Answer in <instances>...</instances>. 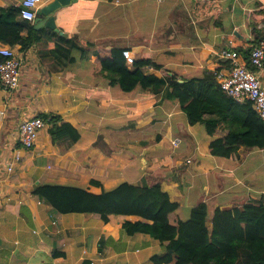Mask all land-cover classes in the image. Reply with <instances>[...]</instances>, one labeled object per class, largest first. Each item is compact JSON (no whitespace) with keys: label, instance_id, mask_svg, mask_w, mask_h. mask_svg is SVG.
<instances>
[{"label":"crops","instance_id":"crops-1","mask_svg":"<svg viewBox=\"0 0 264 264\" xmlns=\"http://www.w3.org/2000/svg\"><path fill=\"white\" fill-rule=\"evenodd\" d=\"M46 4L37 17L44 16ZM55 23L56 28L33 21L44 39L27 50L16 46L23 59L20 84L14 90L0 85V264H147L152 241L137 243L121 234L123 222L138 217L110 215L102 224L98 214L63 215L33 194L43 183L100 194L123 182H160L179 203L175 213L182 220L200 202L211 215L218 207L264 200V188L255 184L264 149L241 146L239 159L215 156L210 144L229 132L224 121L210 134L203 123L188 122L169 89L124 92L109 84L97 73L91 41L68 57L60 53L63 61L54 48L73 37L90 39L165 69L144 68L148 74L175 73L182 81L202 77L228 70L225 48L246 49L264 39V0H76L55 13ZM53 31L65 39L57 40ZM7 45L0 41V47ZM258 73L264 87V69ZM40 112L60 114L79 129L80 140L53 143L48 126L33 148H22L19 125ZM214 174L225 182L215 184Z\"/></svg>","mask_w":264,"mask_h":264},{"label":"trees","instance_id":"trees-1","mask_svg":"<svg viewBox=\"0 0 264 264\" xmlns=\"http://www.w3.org/2000/svg\"><path fill=\"white\" fill-rule=\"evenodd\" d=\"M20 12V6L6 8L0 5V41L27 50L44 36L32 21L22 19ZM53 32L54 36L58 35ZM58 36L57 40L65 39ZM68 41L67 44L55 43V56L61 61L60 53L68 57L73 48L92 46L90 41L77 37ZM260 41L253 42L249 48L237 49L248 68L254 71L257 68L251 63L250 54ZM123 51L97 47V73L104 75L109 84L118 85L124 92L141 87L159 94L169 89L188 122L203 123L210 134L224 121L229 132L210 144L215 156L239 159L241 146L264 149V121L252 102L241 104L227 96L216 79L219 70L180 82L175 73L167 72L162 77L146 73L144 68L164 69L162 64L150 58L136 59L128 66ZM75 59L74 56L70 58L71 61ZM37 115L47 120L53 143L74 144L80 140L79 129L60 114L40 112ZM91 184L101 186L100 181L94 179ZM32 192L63 215L98 214L102 224L109 221L110 215L138 217L123 222L121 234L137 243L146 238L152 241L144 258L147 264H264V200L247 201L234 208L218 207L211 215L208 204L200 202L191 209L189 218L182 220L175 213L179 203L171 199L160 182L152 185L123 182L100 194L78 186L43 183Z\"/></svg>","mask_w":264,"mask_h":264},{"label":"built area","instance_id":"built-area-1","mask_svg":"<svg viewBox=\"0 0 264 264\" xmlns=\"http://www.w3.org/2000/svg\"><path fill=\"white\" fill-rule=\"evenodd\" d=\"M51 0H22L20 17L29 21H34L37 17L38 8L41 4L49 3ZM123 54L128 64L134 63V57L129 50H124ZM0 85L8 90L16 89L20 84L21 68L23 59L16 47H0ZM222 57L229 62L227 71L216 73V79L222 90L228 97L238 103L252 102L259 117L264 121V87L261 83L258 70L264 69V39L251 50L250 61L257 68H248L242 54L233 46L222 51ZM46 119L34 115L24 120L19 125L18 143L24 149L33 148L39 139L41 132L48 127ZM16 159L20 158L17 150Z\"/></svg>","mask_w":264,"mask_h":264},{"label":"water","instance_id":"water-1","mask_svg":"<svg viewBox=\"0 0 264 264\" xmlns=\"http://www.w3.org/2000/svg\"><path fill=\"white\" fill-rule=\"evenodd\" d=\"M72 1L76 0H53L49 2L40 10L41 14L44 16H38L35 20V25L41 23L43 27L46 26L56 28L55 13L58 10L70 5ZM180 82H182V80H180Z\"/></svg>","mask_w":264,"mask_h":264},{"label":"rangeland","instance_id":"rangeland-1","mask_svg":"<svg viewBox=\"0 0 264 264\" xmlns=\"http://www.w3.org/2000/svg\"><path fill=\"white\" fill-rule=\"evenodd\" d=\"M93 38V36H91V39ZM80 39V38H79ZM87 41H91V42H93L94 44H95V46L94 47H91V48H95V51H96V53H97V45H99L98 43H96L95 41H92V40H90V39H86ZM81 43V42H80ZM81 45H83L82 43H81ZM99 46H104V45H99ZM125 57V56H124ZM135 59V58H134ZM135 61V60H134ZM95 64L97 65V60H95ZM127 65L128 66H132L131 64H128L127 63ZM177 76H178V78H180L181 76L180 75H178V74H176ZM182 156H185V153H183L182 154ZM44 165L46 166L47 165V163H44ZM260 175L258 176V178H257V180L255 181V184H256V186H262L263 188H264V165H263V167H261L260 168ZM216 175L217 174H214V176L212 177V181L214 180V183L215 184H217V185H221V184H223V182H225V180L226 179H224V175H222L219 179H217L216 178ZM182 211H184V210H182ZM182 213H184V212H182Z\"/></svg>","mask_w":264,"mask_h":264}]
</instances>
